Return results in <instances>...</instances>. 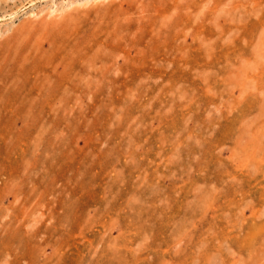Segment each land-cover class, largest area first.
Returning <instances> with one entry per match:
<instances>
[{
	"label": "rangeland",
	"instance_id": "obj_1",
	"mask_svg": "<svg viewBox=\"0 0 264 264\" xmlns=\"http://www.w3.org/2000/svg\"><path fill=\"white\" fill-rule=\"evenodd\" d=\"M0 264H264V0H0Z\"/></svg>",
	"mask_w": 264,
	"mask_h": 264
}]
</instances>
